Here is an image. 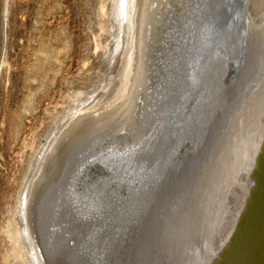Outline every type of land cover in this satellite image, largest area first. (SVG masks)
Listing matches in <instances>:
<instances>
[{"label":"bare ground","instance_id":"1","mask_svg":"<svg viewBox=\"0 0 264 264\" xmlns=\"http://www.w3.org/2000/svg\"><path fill=\"white\" fill-rule=\"evenodd\" d=\"M110 1V14L115 22L114 64L119 70L118 78L112 76L116 79L113 92L102 106L86 108L92 96L80 101L67 114L63 125L68 126L69 138L78 131L90 134L123 118L128 119L129 126L135 122L136 126L125 129L120 125L114 130L130 133L124 134L129 139L119 145L108 142L88 146L78 153L60 190L56 187L49 194L45 220L56 205L63 206L61 214H53L58 218L51 232L54 234L55 227L64 223L65 218L77 221L79 234L69 233L71 236L65 239L62 248L72 252L82 249L92 264H123L122 259L129 264H217L231 245L256 187L255 173L264 164V0H247L244 13L242 5L246 0H184L182 5L169 0ZM174 3L181 6L178 10L173 8L178 11L176 17L172 10ZM160 5L163 8L158 12ZM182 16L186 18L184 22ZM174 18L177 21L173 23ZM156 20L161 27L153 26ZM179 25L182 27L178 28ZM201 26L203 29L198 33ZM174 27L183 37L181 50V44H176L178 53L171 46ZM155 37L159 39L155 41ZM151 40L158 45L151 46ZM157 51L164 56L159 57ZM193 59L194 66L185 81L187 65ZM242 67V77L253 69L245 82L255 84L248 91L247 84L241 89L237 85V93H247L237 98L238 107L241 103L236 118L232 117L226 132L218 131L219 127L213 132L214 118L233 106L228 97ZM217 132L225 134L220 137ZM203 141L206 149L199 155ZM209 145L214 147L207 157ZM153 160L156 165L145 173ZM54 163L47 174L50 178L55 174L57 161ZM40 164L39 160L37 167ZM96 168L103 173L99 186L95 185V193H99H93L98 198L97 208L85 211L79 205L81 202L87 204L90 199L88 204L94 203L89 191L94 186L86 174ZM81 174L85 192L78 199L73 191ZM26 188L19 194L18 212L22 214L19 234L26 244L27 263L43 264L24 217ZM100 201H112L113 206L103 208ZM153 205L158 209L152 210ZM93 213L101 220H96ZM95 220L103 224L101 234L109 233L111 225L128 229L125 238L109 240V253L106 246L95 245L90 227ZM129 233L141 235L137 247H131L134 254L129 252L130 257L128 254L123 257V249L131 246L125 245L126 241H133ZM152 243L158 244L154 251L149 245Z\"/></svg>","mask_w":264,"mask_h":264},{"label":"rangeland","instance_id":"2","mask_svg":"<svg viewBox=\"0 0 264 264\" xmlns=\"http://www.w3.org/2000/svg\"><path fill=\"white\" fill-rule=\"evenodd\" d=\"M169 1L180 5L184 2V0ZM110 3V0H0V264H28L26 244L19 234L22 220L18 205L19 194L21 195L23 187H27L28 193L24 217L26 223L29 222V232L41 255L42 263L92 264L85 257L82 249L78 248V251L72 252L62 248L65 239L79 234V228L75 224L77 221L73 223L71 219L65 218V224L58 225L61 228L56 226L54 234L51 232L53 223L55 224L58 218L57 214L64 211L63 206L56 205L51 214L57 216H48L47 220L51 218L48 221L45 219L47 199L56 187L59 190L62 187L64 176L73 159L88 146L97 147L108 142L114 145L123 143L125 139H129L124 135L130 134L129 131L123 130L117 133L114 130L120 125L125 129L130 127L134 129L136 126V122L129 126L128 119L123 118L116 124L106 123L90 134L78 131L70 138L69 134H66L68 126H64L67 114L74 110L80 101L94 96L88 99L86 108L102 106L108 102L109 95L113 92V82L116 81L114 77L117 75L118 78L119 70L114 64L116 63L113 52L115 26L110 16ZM175 3L172 10L175 12L173 16L176 17L178 11L173 8L178 10L181 6L176 7ZM162 8L163 6L160 5L158 12ZM183 19L185 21L186 18L183 17L182 21ZM156 21L153 26L161 27L159 20ZM176 21L174 18L173 23ZM180 27L182 25L178 26ZM178 28L174 27L175 31L172 33L174 36L172 35L171 46H174L175 50L178 49L176 44H181L180 50L183 47V37L180 38ZM158 39L155 37L154 40ZM156 45L158 42L153 44ZM170 47L166 46L168 49ZM159 52V57L162 58L165 52L163 49L164 55ZM159 57L157 58L160 59ZM167 66L171 68L170 64ZM251 70L253 69L246 71L243 77L241 74L243 67L238 72L230 91L231 95L228 97L233 102V106L227 113L223 112L220 117H216L214 121L217 127L213 128V132H216L218 127L221 128L218 131L226 132L232 120L236 118L241 103L239 102L238 107L237 98L240 94H246L247 89L255 84V82H245L251 76ZM112 71H115L113 75ZM149 75L151 74L147 76ZM246 84L248 86H245ZM237 85H240V89L245 86L247 91L237 93L235 91ZM224 125L226 127L222 128ZM220 135L223 137L222 134ZM205 144L206 141L201 143L197 154L202 153ZM209 147L210 145L207 148L209 151L205 152L211 156L214 146L210 147L211 150ZM39 160L41 164L37 167ZM56 161L55 174L50 178L48 176L50 168ZM151 209L155 211L158 208L153 205ZM64 228L67 230H62ZM124 232L125 238L128 230L125 229ZM69 233L71 235H68ZM123 233L120 234L123 236ZM120 234L118 238L121 237ZM129 235L133 241H126L125 245L131 244V246L123 249L125 252L123 257L129 255V252L133 255L134 251L131 247L136 248L139 242L137 239L140 235L133 233ZM56 236H59V239ZM51 242L56 244L53 245ZM57 242L60 244L57 245ZM50 244L53 246L51 247ZM152 244L149 245L154 251L158 244ZM56 245L59 246L58 250L54 247ZM151 249L149 254L153 252ZM75 254L81 255L75 256ZM121 262L126 263L123 259ZM153 263L157 264V262Z\"/></svg>","mask_w":264,"mask_h":264},{"label":"water","instance_id":"3","mask_svg":"<svg viewBox=\"0 0 264 264\" xmlns=\"http://www.w3.org/2000/svg\"><path fill=\"white\" fill-rule=\"evenodd\" d=\"M247 0L243 1L242 9L243 13L245 11V6H246ZM245 17V14H244ZM112 22L115 25L114 19L111 15ZM204 25V24H202ZM203 27L201 26L197 32L199 33L202 31ZM197 39V38H196ZM149 44L153 46V42L150 41ZM194 59L190 60V62L187 65V70L185 72L184 80L188 81L189 73L191 70V67L194 66ZM177 109V108H175ZM174 109V110H175ZM177 113V110L174 111V114ZM216 119V117L214 118ZM188 155L191 154L190 152L187 153ZM185 155V157L187 156ZM156 165V161L153 160L149 168L146 169L145 173H147L150 169H152ZM84 167V165H82ZM81 167V169H82ZM85 168V167H84ZM262 170H258L255 173L256 176V187L254 191L251 194V200L248 202V206L246 211L244 212L238 227H237V232L233 236L231 240V245L230 247L223 252V254L219 257V261L217 264H264V164L262 165ZM96 171V172H95ZM112 172V171H110ZM138 173V171L136 172ZM261 173V175H260ZM103 173L100 172L97 168L90 172L89 174H86V177L88 178L89 182H92V185L94 186L93 188H90V194L91 197L94 198L93 204H88L89 200H87V204H79L85 211L93 210L96 211L97 208V202L98 198H96L99 192L95 193L96 186H99L100 180L103 177ZM80 177L77 179V182L74 184V195L80 199L85 192V185L83 182V175H79ZM137 176V175H135ZM258 176V177H257ZM116 190V189H115ZM101 192V191H100ZM95 193V194H93ZM95 196V197H94ZM105 196V194H104ZM90 197V198H91ZM102 199V197L100 196ZM86 202V201H84ZM96 202V203H95ZM101 202V201H100ZM102 207H108L113 206L112 201H102L101 204ZM99 214V213H98ZM20 217H22V214H19ZM94 218L96 220H101L99 216H97V213H93ZM132 216V215H131ZM131 219V224L135 222V219L132 217ZM95 220L94 225H90L91 230L94 233V236L96 238L95 245H104L106 246L109 250L108 253L110 252V247H109V240H116L118 238V235L120 233H123L125 230L126 226L123 229H117V226H109V233L103 232L101 234L100 228L103 226L101 223H97ZM106 223H108L106 221ZM129 223H126V225ZM128 230V229H126ZM121 237L119 238H124L122 234H120ZM93 236V235H92ZM97 247V246H96Z\"/></svg>","mask_w":264,"mask_h":264}]
</instances>
